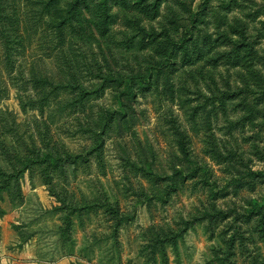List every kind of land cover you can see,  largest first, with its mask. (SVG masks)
Returning <instances> with one entry per match:
<instances>
[{
  "label": "rangeland",
  "instance_id": "374dc122",
  "mask_svg": "<svg viewBox=\"0 0 264 264\" xmlns=\"http://www.w3.org/2000/svg\"><path fill=\"white\" fill-rule=\"evenodd\" d=\"M61 262L264 264V0H0V264Z\"/></svg>",
  "mask_w": 264,
  "mask_h": 264
},
{
  "label": "trees",
  "instance_id": "16d2710c",
  "mask_svg": "<svg viewBox=\"0 0 264 264\" xmlns=\"http://www.w3.org/2000/svg\"><path fill=\"white\" fill-rule=\"evenodd\" d=\"M181 151H182V153L183 154H186V151H185V147H184V144H183V142L181 143Z\"/></svg>",
  "mask_w": 264,
  "mask_h": 264
},
{
  "label": "crops",
  "instance_id": "0c3cea01",
  "mask_svg": "<svg viewBox=\"0 0 264 264\" xmlns=\"http://www.w3.org/2000/svg\"><path fill=\"white\" fill-rule=\"evenodd\" d=\"M60 264H63V262H61Z\"/></svg>",
  "mask_w": 264,
  "mask_h": 264
}]
</instances>
